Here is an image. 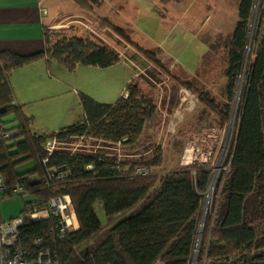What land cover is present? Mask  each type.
Here are the masks:
<instances>
[{
	"label": "trees",
	"instance_id": "1",
	"mask_svg": "<svg viewBox=\"0 0 264 264\" xmlns=\"http://www.w3.org/2000/svg\"><path fill=\"white\" fill-rule=\"evenodd\" d=\"M72 1L81 8L91 9L88 0ZM254 1L238 2L237 21L227 52L228 97H231L242 67L247 23ZM45 28L42 30L41 51L29 55L0 52V121L12 115V121L16 122L12 128L18 131V135L10 140L0 138V175L6 186L0 199L15 197L11 190L17 184L26 193V196L18 195L23 198V209L16 216L23 218V225L19 227L23 241L44 236L53 227L54 220L49 217L30 221L27 201L66 193L71 199L78 229L56 240L53 245L49 244L56 251L58 264H191L199 229V211L211 178L210 166L188 165L166 173L158 190L150 195L154 177L135 174L134 164L128 167L101 157L59 152L48 156L46 164L42 163L47 157L43 148L47 138L65 142L87 135L111 142L131 143L139 135L144 119L153 111L150 102L139 96L138 87L127 83L126 94L113 105L79 94L82 117L77 122L48 135L33 133L29 118L12 100L8 77L13 70L41 59L55 61L68 70L77 65L106 68L120 62L118 53L89 38L64 37L49 46ZM111 28L137 52L164 69L149 50L123 34L121 27L111 25ZM242 81L235 133L226 161L229 169L221 170L215 181L195 264H264L262 254H253L264 249V112L261 105L264 48L248 55ZM179 85L192 90L190 83L180 82ZM199 99L213 113H221L205 95ZM29 162L33 163L30 169L16 171L17 166ZM160 163V155H157L140 167L148 173L150 167H159ZM63 165L69 169L66 179L45 188L39 181L45 169ZM87 165H92L91 169H86ZM31 176L36 179L31 181ZM97 202H101L106 217L118 215L137 204L140 206L117 220L94 246L80 249L100 230V221L94 211Z\"/></svg>",
	"mask_w": 264,
	"mask_h": 264
},
{
	"label": "rangeland",
	"instance_id": "2",
	"mask_svg": "<svg viewBox=\"0 0 264 264\" xmlns=\"http://www.w3.org/2000/svg\"><path fill=\"white\" fill-rule=\"evenodd\" d=\"M121 1L88 0L91 5L89 10L77 6L72 0H59L62 13L57 14L53 11L54 7L51 8L49 19L52 20L53 25L50 24L48 25L50 28H45L48 32L49 46H53L64 37L89 38L118 53L120 62L106 68L77 65L75 69L68 70L62 66L63 76L53 75V78H58L59 82L63 83L57 84V90L50 97H36L37 99H33L29 106L38 108L47 105L55 95L68 92L61 99L54 100V105L49 106L57 109H61L62 106L73 108L75 96L69 93L72 88L96 102L110 104L109 100L118 98V93L126 94L125 80L134 75L128 83L138 87L139 96L150 102L153 111L144 119L139 135L131 143L111 142L101 137L86 135L60 142L55 151L76 156L101 157L110 163H124L128 167L132 164L136 167L143 166L144 163L160 155L159 167H150L144 176L154 177L150 195L158 190L166 173L188 165L210 166L211 178L199 211V229L191 261V264H195L201 243L202 227L210 211L214 184L220 171L224 170L235 133L239 98L235 99L234 87L231 97H228L225 76L230 35L211 36L203 31L200 37L207 44L208 50L201 55V45L193 33L185 31L179 23L171 24L168 20L165 22L166 26H163L160 14L156 11L148 10L146 15L141 14L132 27H121L126 19H133L136 12L130 0H126V3ZM49 5L51 6L50 3ZM111 25L121 27L123 34L132 42L149 50L167 71L149 61L117 36ZM247 29L242 68L235 80V82L239 80V85L243 82V71L248 55L264 48V0L254 1ZM143 34L150 40H145ZM180 82L190 83L192 90L179 85ZM105 86L111 90L109 95L104 89ZM102 92L105 96L101 97L103 101H100L98 99ZM202 95H205L206 100L214 102L221 115L213 113L210 107L200 101L199 96ZM77 99L79 100V97ZM261 105L264 112V93H262ZM75 106L76 113L69 123H47L35 116L30 118V130L37 134L48 135L54 130L77 122L80 117L79 111L81 113L82 109L80 102ZM12 119L13 116L9 114L4 119L5 122L2 121L6 127H14L16 122ZM31 166H33L31 162L24 163L17 170L23 172ZM214 177V183L209 191ZM139 206L140 204H137L118 215L106 217L101 202L95 203L94 211L100 221V230L84 242L80 249L94 246L117 220L137 210ZM22 209L23 198L20 196L0 199V218L3 220L20 215ZM257 253L264 257V249L253 252V254Z\"/></svg>",
	"mask_w": 264,
	"mask_h": 264
},
{
	"label": "crops",
	"instance_id": "3",
	"mask_svg": "<svg viewBox=\"0 0 264 264\" xmlns=\"http://www.w3.org/2000/svg\"><path fill=\"white\" fill-rule=\"evenodd\" d=\"M58 1L0 0V52L8 51L18 55H29L41 51L43 49L42 30L52 24V20L49 19L51 8L54 7L53 11L57 14L62 13ZM121 2L126 3V0ZM238 2L239 0H138L137 2L130 0V4L136 11L135 16L133 19H126L121 27H132L141 14L146 15L148 10L156 11L160 14V21L163 26H166L165 22L168 20L171 24L179 23L185 31L193 33L201 45L202 51L200 53L203 55L208 50L207 44L200 37L203 31L211 36L231 35L237 21ZM116 5L118 4L116 3ZM42 10L45 11V15H42ZM201 29L202 31H200ZM142 37L145 40H150L145 34ZM53 75H56L55 77L63 76V67L55 61L47 62L45 59L15 69L9 74L8 81L12 100L29 120L36 116L47 123L67 124L72 121L71 119L76 113L75 105L79 104L77 99L79 92L73 88L69 91L75 96L73 108L62 106L61 109H57V107L49 106L54 105V100L61 99L68 92L55 95L52 101L47 102V105H41L38 108L29 106L33 99H37L36 97H50L57 90V84L63 83L62 81L59 82L58 78H53ZM133 76L125 80V84ZM104 89L108 91L109 95L111 90H108L107 86ZM104 96L105 93L102 92L98 100L103 101L101 99ZM120 96L121 93H118L117 97ZM118 98L109 100L110 105H113ZM79 114L80 119L82 112L79 111ZM56 131L54 130V132ZM18 168L20 166L16 167V171L20 172L17 170ZM30 179L32 181L36 178L31 176Z\"/></svg>",
	"mask_w": 264,
	"mask_h": 264
},
{
	"label": "built area",
	"instance_id": "4",
	"mask_svg": "<svg viewBox=\"0 0 264 264\" xmlns=\"http://www.w3.org/2000/svg\"><path fill=\"white\" fill-rule=\"evenodd\" d=\"M42 15L45 11L42 10ZM242 68V67H241ZM235 82V99L240 98L242 87ZM240 86V88L238 87ZM237 100V105H238ZM14 104V103H12ZM18 135L16 128L6 127L0 121V138L10 140ZM60 142L56 138H47L43 143L46 156L42 163H47V158L56 152ZM92 165H87L86 169H91ZM229 169V164L225 165L224 170ZM69 173V169L62 167H47L45 173L39 179L45 188H51L55 184L63 182ZM134 173L137 175L147 174L143 167H136ZM6 190L3 178L0 175V193ZM26 196L20 185H15L11 190L12 196ZM25 194V195H24ZM28 199V198H26ZM27 218L34 222L49 217H53V227L44 236H38L24 242L20 236L19 227L23 225L22 217H13L8 220L0 221V264H58L56 251L49 245L56 243V240L64 238L68 233L78 229V222L74 213L71 199L66 193L51 194L46 198L29 199L26 205Z\"/></svg>",
	"mask_w": 264,
	"mask_h": 264
},
{
	"label": "bare ground",
	"instance_id": "5",
	"mask_svg": "<svg viewBox=\"0 0 264 264\" xmlns=\"http://www.w3.org/2000/svg\"><path fill=\"white\" fill-rule=\"evenodd\" d=\"M214 180H215V177L213 178V180H212V182H211V185H210L209 191L211 190V187H212V185H213Z\"/></svg>",
	"mask_w": 264,
	"mask_h": 264
}]
</instances>
